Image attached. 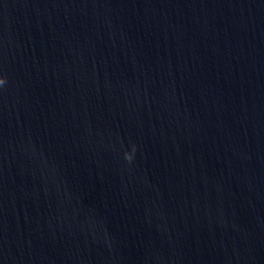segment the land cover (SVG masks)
<instances>
[{
    "label": "water",
    "instance_id": "water-1",
    "mask_svg": "<svg viewBox=\"0 0 264 264\" xmlns=\"http://www.w3.org/2000/svg\"><path fill=\"white\" fill-rule=\"evenodd\" d=\"M0 264H264V0H0Z\"/></svg>",
    "mask_w": 264,
    "mask_h": 264
},
{
    "label": "clouds",
    "instance_id": "clouds-1",
    "mask_svg": "<svg viewBox=\"0 0 264 264\" xmlns=\"http://www.w3.org/2000/svg\"><path fill=\"white\" fill-rule=\"evenodd\" d=\"M4 83V80H3V78L2 79H0V84H3Z\"/></svg>",
    "mask_w": 264,
    "mask_h": 264
}]
</instances>
